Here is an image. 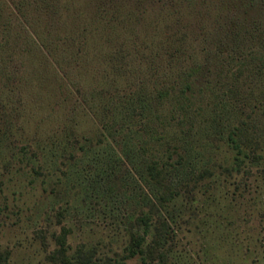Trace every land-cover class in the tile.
Returning <instances> with one entry per match:
<instances>
[{
  "label": "rangeland",
  "instance_id": "obj_1",
  "mask_svg": "<svg viewBox=\"0 0 264 264\" xmlns=\"http://www.w3.org/2000/svg\"><path fill=\"white\" fill-rule=\"evenodd\" d=\"M58 1L63 14L84 16L82 25L96 17V7L99 6L123 12L127 11V7L139 10L137 21L134 19L119 26L122 33L139 44L147 40L149 32L151 34L153 23L150 21L165 8L164 3L166 10L176 12L174 16L180 18L178 23L187 27V32L198 35L206 26L215 29L214 35L221 33L222 43L218 48L213 47V34L209 37L207 50L212 56L216 52H230L235 56L240 53L242 59L247 60L248 54L255 53L264 39V0ZM20 2L23 0H0V13L4 16L13 14L12 26L16 25L13 17L19 18L17 7L23 6V3L19 5ZM28 3H33V0ZM201 4L208 5V8H203ZM213 4L219 5L225 13L215 10L213 14ZM27 6L31 8L30 4ZM30 14L35 15L32 10ZM19 20L25 23L23 19ZM50 20L57 22L56 18ZM69 22L62 24L69 26ZM226 23L230 24L227 28H232L238 38L229 39L231 31L226 28ZM219 25H223L230 36H224ZM101 48L106 50V46ZM17 51L11 55V72L21 75L25 71L20 69L18 57L21 54L17 55ZM183 52L181 58L190 57V50ZM95 63L100 65L98 60ZM97 69L94 66V70ZM227 75L224 86L231 91L237 87L242 91L245 88L254 90L250 97L247 95L245 100H240L242 105L237 110L250 129L258 125L262 130L258 133L254 131V137H249L244 148L247 158L240 162H235L233 150L220 134L210 139L200 137L201 140H196V143L189 140L185 143L186 148L202 156L176 163L177 157H173L174 163H165L166 174L160 178L161 185L158 187L145 177L142 167L127 158L123 148H119L120 140L132 145L140 137L144 152L165 149V144L158 146L154 140L152 144L156 148L148 145L150 141L147 144L143 142L148 138L139 128L141 108L131 101L118 104L119 112L124 114L120 128H116V123H110L114 161L111 155L97 157L110 165L95 163L91 156L80 149L77 151L74 142L72 147L76 154L71 159L70 156L56 158L55 167L44 168L43 175L46 176L21 171L20 164L15 160L18 157L0 160V257L4 259L1 264H63L62 260L68 256H73L79 264H159L161 257L157 251L166 254L169 248L166 264L170 261H173L172 264H264L263 78L255 70L254 62H251V69H245L242 75L234 69ZM231 105L237 106L233 101ZM44 109L49 111L48 107L41 109L39 104L33 103L28 122L31 128L44 116ZM124 131L128 132L127 135ZM19 132L24 135L23 131ZM181 137L177 133L172 135L173 140ZM16 141V146H19V141ZM30 148L32 152L27 155L37 159L40 155L34 152L36 145L30 144ZM87 148L93 153L97 151L93 142ZM133 149L138 150V147L133 145ZM39 160L44 166L42 158ZM5 161L11 162L7 164L8 169L14 167L15 171L7 172ZM111 166H114L113 170L109 168ZM210 171L223 175L224 184L219 191L226 192L222 210L215 212L214 217L212 178L205 174ZM169 186H174L175 192L179 193L175 209H171L168 200L165 205L156 199L157 193ZM141 213H148L151 225L145 234L144 255L131 256L127 246L130 233H141L145 228L141 223V230L137 222Z\"/></svg>",
  "mask_w": 264,
  "mask_h": 264
},
{
  "label": "trees",
  "instance_id": "obj_2",
  "mask_svg": "<svg viewBox=\"0 0 264 264\" xmlns=\"http://www.w3.org/2000/svg\"><path fill=\"white\" fill-rule=\"evenodd\" d=\"M28 1L23 0L19 4L23 3V6L17 7L19 18L25 23L13 17L16 25L12 26L13 14L4 16L0 13V160L18 157L15 160L20 164L21 171L46 176L43 175L44 168L55 167L56 158L70 156L71 159L76 154L72 147L74 142L77 151L82 150L92 160L95 159V163L110 165L97 157L111 155L114 161L110 123H116V128H120L124 114L119 112L118 104L125 101L136 102L141 108L139 128L148 138L143 142L147 144L150 141L148 145L156 148L152 144L154 140L158 146L165 144V149L144 152L140 137L132 145L120 140L119 148H123L126 157L141 166L145 177L158 187L161 185L160 178L166 174L165 165L168 162L197 159L201 155L186 148L185 143L189 140L196 143V140H201L200 137L210 139L220 134L233 150L235 162L247 158L244 148L249 137H254V131L258 133L262 130L258 125L250 129L237 107L242 105L240 100H245L247 95L250 97L254 90L245 88L242 91L237 87L231 91L224 85L229 71L234 69L242 75L245 69H251V62L262 75L261 86L264 84V39L255 53L248 54L247 60L242 59L240 53L235 56L230 52H216L212 56L207 50L209 37L213 34V47L218 48L222 43L221 33L214 35L215 29L204 24L198 35L187 32V27L178 23L180 18L174 16L176 12L166 10L165 3V8L150 21L153 23L151 34L149 32L147 40L139 44L119 29L121 24H128L134 19L137 21L139 10L127 7V11L123 12L99 6L96 7V17L82 25L84 16L63 14L58 0ZM27 4L31 8L26 7ZM201 6L208 8V5ZM30 10L35 15L30 14ZM215 10L225 13L219 5L213 4V14ZM51 18H56L57 22L53 23ZM68 20L69 26L62 24ZM229 23H226V28ZM219 26L224 36H230L223 25ZM227 29L231 31L229 39L238 38L232 28ZM104 46L106 50L101 48ZM16 50L17 55L21 54L18 57L20 69L25 71L21 75L11 72V55ZM183 50H190V57L181 58ZM97 60L99 66L95 63ZM94 66L100 73L94 70ZM232 101L236 107L231 105ZM33 103L39 104L41 109L48 107L49 111L44 109V116L31 128L28 122ZM19 131H23L24 135ZM127 133L124 131L125 135ZM176 133L182 137L173 140L172 135ZM206 139H202L203 142ZM16 140L19 146H16ZM92 142L97 150L95 153L87 148ZM30 144L37 147L34 151L40 155L37 159L27 155L32 152ZM133 145L138 150L133 149ZM11 147L14 148L11 150ZM173 157H177L178 161L173 162ZM4 164L7 172L15 171L13 166L8 169L7 164L11 162L5 161ZM109 168L113 170L114 166ZM205 174L212 178L214 217L215 212L222 210L226 195V192L219 191L224 179L221 173L210 171ZM178 195L174 186H169L157 193L156 199L160 204L170 202L171 209H175ZM150 219L148 213L137 217L141 230V223L145 228L141 233H130L127 246L131 256L144 255L143 244L151 225ZM169 251L170 248L166 254L157 251L161 257L159 264L167 263ZM3 261L0 257V264ZM62 262L79 264L73 256Z\"/></svg>",
  "mask_w": 264,
  "mask_h": 264
}]
</instances>
